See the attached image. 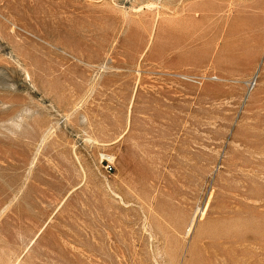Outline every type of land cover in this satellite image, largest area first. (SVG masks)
<instances>
[{
  "label": "rangeland",
  "instance_id": "rangeland-1",
  "mask_svg": "<svg viewBox=\"0 0 264 264\" xmlns=\"http://www.w3.org/2000/svg\"><path fill=\"white\" fill-rule=\"evenodd\" d=\"M0 264H264V0H0Z\"/></svg>",
  "mask_w": 264,
  "mask_h": 264
},
{
  "label": "bare ground",
  "instance_id": "bare-ground-1",
  "mask_svg": "<svg viewBox=\"0 0 264 264\" xmlns=\"http://www.w3.org/2000/svg\"><path fill=\"white\" fill-rule=\"evenodd\" d=\"M200 11H202V10H200V9H198V10H194V9H192V10H188L187 12L189 13V17H192V16H196L197 15V13L198 12H200ZM192 15V16H191ZM109 160H110V158H109ZM246 223V222H245Z\"/></svg>",
  "mask_w": 264,
  "mask_h": 264
},
{
  "label": "built area",
  "instance_id": "built-area-1",
  "mask_svg": "<svg viewBox=\"0 0 264 264\" xmlns=\"http://www.w3.org/2000/svg\"><path fill=\"white\" fill-rule=\"evenodd\" d=\"M111 171H112L111 168L107 166L106 167V173L109 174Z\"/></svg>",
  "mask_w": 264,
  "mask_h": 264
}]
</instances>
